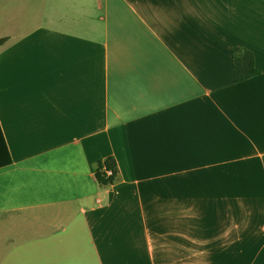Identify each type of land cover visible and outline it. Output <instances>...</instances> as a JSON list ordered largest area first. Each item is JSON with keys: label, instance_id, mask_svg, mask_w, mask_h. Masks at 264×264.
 Returning a JSON list of instances; mask_svg holds the SVG:
<instances>
[{"label": "crops", "instance_id": "crops-1", "mask_svg": "<svg viewBox=\"0 0 264 264\" xmlns=\"http://www.w3.org/2000/svg\"><path fill=\"white\" fill-rule=\"evenodd\" d=\"M0 128V264L263 256L264 0H0Z\"/></svg>", "mask_w": 264, "mask_h": 264}, {"label": "trees", "instance_id": "trees-1", "mask_svg": "<svg viewBox=\"0 0 264 264\" xmlns=\"http://www.w3.org/2000/svg\"><path fill=\"white\" fill-rule=\"evenodd\" d=\"M233 53V65H234V79L236 83H242L253 79L261 74V71L257 68L255 62L254 53L250 50L235 46L232 48ZM3 158V161L0 162V168L10 166L12 164L11 158H9L8 149L5 144V141L2 137L1 128H0V159ZM113 171V176L107 178L104 170ZM96 180L101 187H109L115 183L118 169L117 163L114 159H107L104 163H99L96 169Z\"/></svg>", "mask_w": 264, "mask_h": 264}, {"label": "rangeland", "instance_id": "rangeland-1", "mask_svg": "<svg viewBox=\"0 0 264 264\" xmlns=\"http://www.w3.org/2000/svg\"><path fill=\"white\" fill-rule=\"evenodd\" d=\"M257 195H262V193H258ZM241 199H242V193H240V191H238L235 186V206L233 208V216L235 218V221L239 218L245 219V221H247L245 226H248L250 228L249 230L250 244L252 243L256 244L255 246L257 247V243L259 244L261 243V241L264 242L263 231L259 230V227H257L259 226L257 222L261 218L264 219V206H260L261 203H259L258 201H248V200H247L248 202H246V205L248 206H243ZM239 236L240 234L235 235V237H239ZM249 247H250L249 250L251 249L250 250L251 253L256 252V250H254L255 249L254 247H251L250 245ZM260 248H263V246ZM248 259H250L249 264H258L259 259H264V254L263 256L251 255V257H234V264H245L246 260Z\"/></svg>", "mask_w": 264, "mask_h": 264}, {"label": "built area", "instance_id": "built-area-1", "mask_svg": "<svg viewBox=\"0 0 264 264\" xmlns=\"http://www.w3.org/2000/svg\"><path fill=\"white\" fill-rule=\"evenodd\" d=\"M104 172L106 173V175H107V178H110V177H112L113 176V171H111V170H104Z\"/></svg>", "mask_w": 264, "mask_h": 264}]
</instances>
